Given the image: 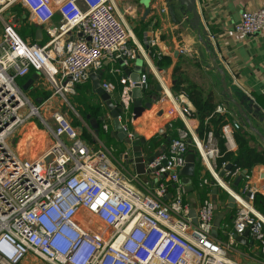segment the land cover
<instances>
[{
    "label": "built area",
    "instance_id": "built-area-1",
    "mask_svg": "<svg viewBox=\"0 0 264 264\" xmlns=\"http://www.w3.org/2000/svg\"><path fill=\"white\" fill-rule=\"evenodd\" d=\"M17 4L45 31L44 44L21 37L11 18L7 19L5 12ZM56 15L59 24L52 23ZM262 28L264 6L241 11L235 24V30L245 35ZM129 38L114 0H0V264H19L27 255L46 264H238L229 252L234 235L245 230L249 242H256L264 253V216L254 207L256 194L264 195V182L254 183L246 172L238 188L230 187V179L243 170H226V162L221 164L226 177L222 180L215 172L220 151L211 129L199 138L177 128L167 150L151 161L143 160L144 174L153 176L145 182L138 181L136 172L127 171V150L115 159L112 147L89 148L57 110L43 119L44 132L53 141L42 152L26 157L8 144V138L37 115L17 78L33 70L53 85L55 93H73L106 61L119 62L111 73L130 66L138 50L129 46ZM148 45H157V39L150 38ZM48 64L53 70H47ZM146 80L141 74V89ZM121 83L115 99L111 82L100 81L116 100L120 121L122 116L134 115L131 90L135 86L129 75L122 74ZM166 95L164 99L171 98L172 105L174 100L181 104L182 116L193 115L185 94ZM27 104L30 109L25 113ZM214 113L225 116L227 108L218 104ZM167 126L171 128L172 122ZM239 127L238 121L221 127L228 151L234 150L231 134ZM189 148L197 153L194 176L201 164L211 173V184L234 198L233 224L225 240L211 234L216 209L212 198H203L195 215H190L189 190L180 173ZM142 155L147 156L143 151ZM207 183V178L200 177L199 186Z\"/></svg>",
    "mask_w": 264,
    "mask_h": 264
},
{
    "label": "crops",
    "instance_id": "crops-1",
    "mask_svg": "<svg viewBox=\"0 0 264 264\" xmlns=\"http://www.w3.org/2000/svg\"><path fill=\"white\" fill-rule=\"evenodd\" d=\"M122 1L114 0L116 12L127 26L130 32L128 44L138 50V56L131 62L130 66L122 68L121 73L110 72L112 68H119V62L106 61L103 69L96 75L101 76V82H111L113 85L112 94L115 99L118 98L123 87L121 83L122 74L129 75L132 72H140V75L146 76L145 87L141 89V100L142 105L150 102V107L145 108L139 114L122 116L121 119V123L126 126L129 133H136L146 141L145 144L141 145L143 153L154 155L167 150L165 140L160 141L156 146L149 144L148 140L153 138L154 141H158L170 132V129H173L172 132L176 135V129L183 128L187 130L189 136L204 137L206 130L201 133L198 131L199 120L195 117V111L192 116H182L180 103L173 99L172 105L171 98L169 100L164 99L167 97V95L165 96L166 93L171 94L172 98L183 93L182 91L175 92L172 88L176 80L175 77L178 76L196 84L203 95L211 96L215 107L218 104L225 105L227 115L224 116V124L230 125L233 121L239 122V129H234L231 134L234 150L237 148L235 141L237 132H242L249 139L251 146L264 149V28L252 35H245L235 30V24L239 20L241 11L264 6V0H195L199 15V29L193 25L192 15L184 10L178 0H149L147 7L140 5L139 0H135V2L131 0ZM17 5H13L5 12L7 19L11 18L15 26L22 24L37 27L34 38L26 31V40L40 45L44 44L48 39L45 31L29 20L26 9L25 12L27 13H24V8L20 4ZM161 9L164 11L162 12ZM52 23H60L58 15L53 18ZM38 30L40 31L39 34L37 33ZM200 36L210 42L212 53L218 56L216 63L213 61V55L204 50ZM150 38H156L157 45L149 47L148 40ZM182 47L189 51L180 53L179 49ZM218 67L224 71V75L221 74ZM30 78L33 81L27 85ZM15 81L29 104L33 105L29 100L31 96L35 99L36 104H39L40 100L36 98L34 92L40 89L43 82L46 81L42 74L32 71ZM21 82L24 84L21 85ZM23 86L27 88L24 89ZM74 89L82 91L89 97L91 96V99L99 106L100 113H96L101 114V126L99 128L101 131L95 132V126L91 122L93 118H89L86 113L85 116L83 112V119L90 126L91 135L88 143L84 140L85 143L92 149L102 148V146L112 147L113 158L119 159L116 153L119 152L121 155L130 148V145L116 139L113 132V119L104 102L93 90V80L89 78L85 83L76 85ZM227 93L240 106L241 111L231 101ZM190 104L194 108L191 102ZM170 108H172L171 114L168 113ZM133 109L132 106L131 110ZM83 110L84 108H82ZM168 121L172 122L171 128L167 126ZM30 123H33L36 130H39L35 121L27 122L26 126ZM103 125H107V130H104ZM24 127L21 130L26 133L28 128L24 129ZM39 132L45 133L42 130ZM44 135L49 140V146L53 137L50 134ZM100 135H103L107 141H102ZM222 138L226 147V140L223 135ZM92 141L99 144V147L91 146L89 142ZM20 142L19 138L13 148H17V151L24 156L31 157L29 153L33 151L35 142L39 143V140L34 136L28 137V144L26 143L22 149ZM195 161L198 163L197 155H195ZM125 167L127 171H135V167L131 163L127 162ZM222 171L224 170L216 163L215 172L222 180H225L226 177L221 175ZM246 172L251 174L254 183L264 182V165H255L250 172L247 170ZM239 175L240 173L230 179V187L236 189L243 183V179H241L235 184ZM200 177L207 178L209 183L199 186ZM211 178V173L200 164L189 187L186 186L189 190L186 200L194 211L203 198L208 196L212 198L211 191L215 186L211 184ZM258 195L264 198L263 194L258 193ZM227 197L226 191L220 189L214 198L216 209L213 223L218 225V232L215 237L220 240L226 239V234L232 227L235 212L228 206ZM235 208L234 205V210ZM249 243L252 244L249 242V238H247L246 244L235 241L233 249L229 252V257L238 264H264V253L258 244L256 243V246L251 248Z\"/></svg>",
    "mask_w": 264,
    "mask_h": 264
},
{
    "label": "rangeland",
    "instance_id": "rangeland-1",
    "mask_svg": "<svg viewBox=\"0 0 264 264\" xmlns=\"http://www.w3.org/2000/svg\"><path fill=\"white\" fill-rule=\"evenodd\" d=\"M122 1V0H121ZM124 1V0H123ZM122 1V2H123ZM132 2H135V0H131ZM149 3V0H139V4L143 5L144 7H147ZM19 7V5H17ZM22 11V10H21ZM24 13L26 10L23 9ZM17 29L19 32L22 31H30L31 29L27 25H16ZM79 86V85H78ZM73 93H64L63 95H60L59 93H55V89L53 85L48 82L44 81L40 89H38L36 92H34L36 98L40 100L39 104H36L35 99L33 96H31V103L37 107L39 115H33V117L30 119V121H35L37 124L39 130L44 131V124H43V119L51 117V114L54 110H57L59 113H61L65 118L69 121L70 125L74 127L77 132L79 133L80 137L85 140L87 143L91 139V135L89 132L90 126L85 122L83 119V111L82 108L85 109V107H93L95 106V101L91 99V96L89 97L88 95L84 94L82 91H78V89H73ZM51 97V99H49ZM139 103V101L137 102ZM26 110L25 113L30 109V106L27 104L26 105ZM28 128L27 132L24 133L23 130L19 129L16 134H12L8 138V144L13 147L15 146V143L18 141L20 138L21 142L20 145L21 149L26 146L27 138L34 136L38 142H35V146L32 148L33 151H31L29 154L31 157L36 156L39 154L42 150H44L48 144L49 140L46 138L44 134L39 132V130H36L35 126L33 123L28 124L27 126L25 125V128ZM101 130L99 129V132ZM101 140L106 142L107 139L103 137V135H100ZM34 140V138H32ZM33 142V141H32ZM91 146H96V148L99 147V144H95L92 142H89ZM129 145V144H128ZM22 152V151H21ZM116 156L119 158L120 153H116ZM149 159H152L153 155L148 154L147 155ZM112 161L115 162L113 158H111ZM135 171H132L134 173ZM129 176V175H128ZM130 177V176H129ZM153 179V176L149 173L146 174H139L138 175V181L140 182H145L147 180ZM181 180H187V178L181 177ZM136 180H132V183L134 186L140 188L139 182ZM189 187L188 185H186ZM190 215L194 216L195 211L193 208L190 206ZM218 225L213 223V228L211 230V234L213 236L217 235V230ZM250 244V243H249ZM256 246V242H253L250 244V247ZM19 264H46L42 261H40L38 258H34L32 255H27Z\"/></svg>",
    "mask_w": 264,
    "mask_h": 264
},
{
    "label": "trees",
    "instance_id": "trees-1",
    "mask_svg": "<svg viewBox=\"0 0 264 264\" xmlns=\"http://www.w3.org/2000/svg\"><path fill=\"white\" fill-rule=\"evenodd\" d=\"M29 28L31 30L28 31V34H30V36L34 38L36 36L37 27L30 26ZM19 34L21 35V37L26 39V36H27L26 31L21 30ZM32 71L33 70H30V72ZM175 79H176L175 83L172 87L173 90L175 92L182 91L187 96V98L190 100V102L193 104L195 108L194 114H195V117L199 120L198 131L200 133L207 129H211L213 131L214 137L217 140V144H218L219 151H220V157L217 159V164L219 167H221V164L223 162H226L227 164L231 163L232 165L231 170L238 167L240 169H246L248 172H250L253 166L259 165V164L264 165V149H257L256 147L251 146L249 144V139H247V137L242 132H237L235 134V141L237 144L236 150L228 151L224 145V139L222 138V134H221V127L224 124V116L214 113L215 104L212 100V97L203 95L201 89L193 82L188 81L186 78H182L181 76H178V77H175ZM24 82H21L22 83L21 85H23ZM83 112L84 114L86 113L89 118L91 119L93 118L91 122L95 126L94 130L95 132H99V128L101 126V121H100L101 114L99 115L97 114V113H100L99 106L96 104L93 107H87V109H84ZM206 117H209L208 124L204 125V120ZM172 130L173 129H170L169 130L170 132H168L166 135H164V137H162L158 141H154L153 138H151L150 140H148V143L151 145L153 144V146H156L159 144L160 141L165 140L166 146L168 148L171 140L177 137L176 133L172 132ZM138 137L142 138L139 135ZM142 139H143V144H145L146 141L144 140V138ZM189 151H193L195 155H197L194 149L189 148ZM210 181L213 182L214 181L213 178H211ZM254 207L257 208L258 211L262 215H264V198L262 196L256 194L255 199H254ZM231 210L235 211L234 207Z\"/></svg>",
    "mask_w": 264,
    "mask_h": 264
},
{
    "label": "water",
    "instance_id": "water-1",
    "mask_svg": "<svg viewBox=\"0 0 264 264\" xmlns=\"http://www.w3.org/2000/svg\"><path fill=\"white\" fill-rule=\"evenodd\" d=\"M179 4L184 8V10L192 15V23L193 25L199 29V15L195 6V0H178ZM38 34L40 31L38 30ZM200 42L204 48V50L208 54L213 55V61L216 63L217 55L215 53H212L211 50V45L208 40H205L203 37H199ZM219 71L221 72L222 75H224V71L218 67ZM131 80L135 83V86L131 90V96L133 98V112L135 114L141 113L145 108L150 107V102H146L144 105H142V100H141V88L139 87V80H140V72H132L129 74ZM90 79L93 80V90L95 93L100 97V99L104 102L106 108L109 110V113L113 119V132L115 134V137L119 141H124L126 144L130 145V148L127 149L128 153L124 154V157L127 159L128 163H131L135 167V172L137 174H144V163L143 160L146 161H151L153 157L157 156L158 153L154 154L152 159H149L148 156H143L142 155V148L141 145L143 144V139L139 138L136 133L132 134V137L128 136V131L127 129L122 125L120 119H119V114L120 110L119 108L116 107V100L113 98V96L107 92L101 87L100 85V75H96L94 73H90ZM32 79L30 78L27 82V85H30L32 83ZM174 83V82H172ZM224 88L226 89L225 82L223 81ZM23 88H27L26 86H23ZM158 88H160L158 86ZM231 101L237 106V108L241 111L240 106L235 102V100L232 98V96L227 93ZM139 101V103H137ZM112 134V135H114ZM163 164L166 163L165 160L162 162ZM231 163H228L225 166L226 170L231 169ZM194 167H195V154L193 152H188L185 155V164L182 167L180 173L182 177L187 178V180H182V183L186 185H190L191 179L194 176ZM243 173H246V170H243V172L236 178L235 184L239 182V180L242 179ZM224 174V171L221 172V175ZM191 189V188H189ZM220 187L215 186L212 191V199L214 200L215 195L217 192L220 191ZM228 200V206L233 208L234 207V198L231 194H228L227 197ZM235 240L239 243L246 244L247 242V237H248V230H245L243 234L241 235H234Z\"/></svg>",
    "mask_w": 264,
    "mask_h": 264
},
{
    "label": "bare ground",
    "instance_id": "bare-ground-1",
    "mask_svg": "<svg viewBox=\"0 0 264 264\" xmlns=\"http://www.w3.org/2000/svg\"><path fill=\"white\" fill-rule=\"evenodd\" d=\"M53 66H52V64H48V66H47V70H53ZM32 109H33V112L35 113V114H37V115H39V112H38V110L34 107V106H32Z\"/></svg>",
    "mask_w": 264,
    "mask_h": 264
}]
</instances>
